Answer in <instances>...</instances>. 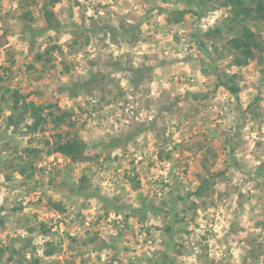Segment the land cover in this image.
<instances>
[{"label":"clouds","instance_id":"obj_1","mask_svg":"<svg viewBox=\"0 0 264 264\" xmlns=\"http://www.w3.org/2000/svg\"><path fill=\"white\" fill-rule=\"evenodd\" d=\"M0 264H264V0H0Z\"/></svg>","mask_w":264,"mask_h":264}]
</instances>
